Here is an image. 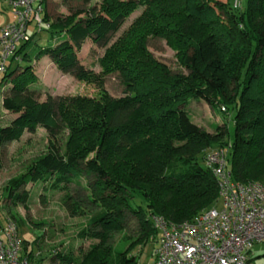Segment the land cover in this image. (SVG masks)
<instances>
[{
	"label": "trees",
	"instance_id": "16d2710c",
	"mask_svg": "<svg viewBox=\"0 0 264 264\" xmlns=\"http://www.w3.org/2000/svg\"><path fill=\"white\" fill-rule=\"evenodd\" d=\"M43 2L38 0L44 30L59 41L35 45L34 59L47 56L62 74L101 87L116 74L123 86L119 98L102 90L96 97L48 95L39 101L27 53L35 29L0 71V86L8 83L2 107L16 115L0 126V148L37 127L48 135L46 152L8 180L6 198L24 203L28 195L21 188L53 179L51 185L66 193L70 217L92 213L77 238L96 242L77 261L56 253L52 263L137 264L131 251L156 234L151 217L180 224L217 204V183L205 165L210 149L228 150L236 181L264 184V0H245L239 10L216 0H102L51 22ZM139 6L140 17L111 42ZM150 37L164 40L187 73H173L155 60L147 50ZM86 40L103 49L98 76L79 61ZM19 57L26 65L10 70ZM190 101L231 111V130L224 125L211 134L192 123ZM65 131L62 151L59 136ZM71 185L82 195H73ZM135 197L142 205L132 203ZM130 220L134 240L117 251L110 239L126 231ZM23 247L28 257L34 255L28 241Z\"/></svg>",
	"mask_w": 264,
	"mask_h": 264
},
{
	"label": "rangeland",
	"instance_id": "374dc122",
	"mask_svg": "<svg viewBox=\"0 0 264 264\" xmlns=\"http://www.w3.org/2000/svg\"><path fill=\"white\" fill-rule=\"evenodd\" d=\"M136 1V0H133ZM228 3L235 8V0H216ZM102 0H44L43 5L50 22L54 18H62L73 11L99 5ZM245 0H239L238 10L243 8ZM144 11V6H139L123 23L119 31L114 35L115 40L123 31L127 30L136 18H139ZM14 18L9 10L7 3L0 0V31L13 22ZM32 26V25H31ZM34 42L31 43L27 53L29 54L30 64L37 77V82L32 86L38 90L39 101H44L48 95L52 97H96L102 90H105L111 97L119 98L123 96V86L116 74L107 76L103 86L96 84V81L79 82L68 74H62L52 64L50 59L45 56L40 60H35L36 46L46 47L56 44L58 35L51 37L50 33L44 30H34ZM147 50L150 55L159 63L167 66L173 73L186 74L187 71L181 67L174 50H172L164 40L159 38H149L147 40ZM103 49L96 47L90 40H86L80 52L79 61L88 69H92L96 76L100 69L97 64L98 58L102 55ZM25 66L26 62L21 61V57L11 64L10 70L18 72V66ZM1 78V77H0ZM8 83L4 82L0 86V126H6L16 115L6 111L2 107V96L7 89ZM222 105L211 107L204 101H190L186 110L189 113L192 123L208 133H215L216 128L224 125L231 130L232 113L222 111ZM59 139L62 145L67 139V131L63 132ZM227 146L231 144V138H225ZM48 135L46 131L37 127L33 132H25L19 141H13L0 148V224L3 225L7 220L17 223L19 235L22 240L29 242V247L33 254H37L39 264H59L51 262L53 254L71 255L75 261L80 258V252L87 251L90 244L96 241L77 238L78 232L87 224L89 213L85 217L72 218L64 208L66 193L57 187H53L50 181L40 180L33 184L21 188L28 197L24 203L13 205L5 196L4 187L8 180L22 174L27 167L39 156L44 154L47 149ZM85 184V180L81 179ZM73 195H82L75 186L71 185ZM133 204L142 205L141 199L135 197ZM135 233V223L130 220L127 230L114 234L110 239V244L117 251H124L133 242ZM157 238L156 234L154 239ZM153 240H149L143 247H135L131 255H138L137 264H150ZM251 264H264V244H256L251 250Z\"/></svg>",
	"mask_w": 264,
	"mask_h": 264
},
{
	"label": "built area",
	"instance_id": "2783aa9c",
	"mask_svg": "<svg viewBox=\"0 0 264 264\" xmlns=\"http://www.w3.org/2000/svg\"><path fill=\"white\" fill-rule=\"evenodd\" d=\"M2 1L14 20L0 31V71L28 31L42 29L44 11L38 0ZM227 158L228 150L219 147L205 156L218 187L214 207L180 224L151 217L157 236L153 264H247L254 245L264 244V184L236 181ZM0 264H39L37 254L25 253L13 220L0 224Z\"/></svg>",
	"mask_w": 264,
	"mask_h": 264
},
{
	"label": "crops",
	"instance_id": "0c3cea01",
	"mask_svg": "<svg viewBox=\"0 0 264 264\" xmlns=\"http://www.w3.org/2000/svg\"><path fill=\"white\" fill-rule=\"evenodd\" d=\"M155 246V239H153V248ZM153 248H152V251H151V263L150 264H153V255H152V252H153ZM252 253H250V257H251ZM139 256V254H138Z\"/></svg>",
	"mask_w": 264,
	"mask_h": 264
}]
</instances>
